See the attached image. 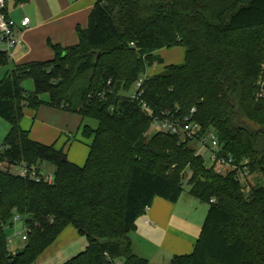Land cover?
I'll return each mask as SVG.
<instances>
[{"label": "trees", "instance_id": "trees-1", "mask_svg": "<svg viewBox=\"0 0 264 264\" xmlns=\"http://www.w3.org/2000/svg\"><path fill=\"white\" fill-rule=\"evenodd\" d=\"M76 31L77 45L49 41L53 59L17 65L0 81V117L11 126L0 149V264H34L69 226L88 246L66 264H148L129 234L156 198L178 202L185 183L209 210L193 253L169 264H264V0H98ZM173 47L185 62L144 76L163 64L155 53ZM43 104L97 122L83 127L93 138L84 166L21 127L24 108ZM192 109L201 136L216 132L236 170L209 167L187 136L149 135L155 119ZM43 163L54 167L52 183L11 172L40 174ZM20 216L27 240L14 253L6 227Z\"/></svg>", "mask_w": 264, "mask_h": 264}, {"label": "rangeland", "instance_id": "rangeland-1", "mask_svg": "<svg viewBox=\"0 0 264 264\" xmlns=\"http://www.w3.org/2000/svg\"><path fill=\"white\" fill-rule=\"evenodd\" d=\"M8 2V9L11 16H19V15H27L32 21L34 17H36V7L35 2L31 4H27L25 6H16L14 0H6ZM76 2H80L78 5L80 7L83 6L87 0H74ZM96 2V1H95ZM88 22V19H87ZM185 49L182 47H173L169 49H162V53L160 56L163 58V64H155L147 68L146 74L144 76H151L153 73H162L164 71V67L169 64L181 65L185 62ZM29 55H21L20 57L13 59H8L5 63H0V81L5 79L7 74L12 71L18 62H23L27 60ZM22 87L25 92L31 93L34 91V82L32 79H26L22 82ZM134 88V87H133ZM41 100L44 103L49 102V95L44 94L41 97ZM79 117L75 114L66 113L63 111H59L49 107L47 104H43L39 111L35 112L28 107L24 108V118L21 122V127L27 131L30 130L31 139L40 142L45 145H52L56 140H58V145L62 146L67 141L69 142L68 147L65 152H68L69 161L73 162L78 166H84L89 152L90 145L93 141V138H89L84 136L83 127L85 125L90 126L91 128L96 127V121H88L78 130L79 126ZM11 129L10 124L3 118L0 117V149H3V144L6 136L8 135ZM158 131L155 125L152 126L149 135H152ZM70 139V140H69ZM71 142V145H70ZM209 144L208 136L206 135L201 142H195L193 145L197 149L198 153L203 156L207 165L212 166L210 162V153L206 149V145ZM0 169H6L5 164H0ZM41 173L50 178H54V167L49 163H43L40 165ZM222 173H225L230 168H219ZM11 172L20 175L22 172V167H12ZM240 180L243 184L247 183L244 181L243 177H240ZM181 205H186L185 199L190 198L193 201H196L197 207L191 204L192 219L194 220L191 223V238L195 239L194 245L196 244L203 224L205 222L209 205L206 203H202L200 200H196L189 193V187L185 183L184 192L181 196ZM27 235L26 227H25V219L23 217H18V219H14L12 222V226L6 227V236L8 240V248L11 252H20L26 246V241L22 239L23 236ZM129 237L132 238L134 245L133 249L136 246H139L136 243V234L130 233ZM86 243L84 237L80 236L78 232L72 227L69 228L64 234H62L58 239L50 246L48 249L37 259L34 264H66L72 258L77 256L79 253L83 252L86 249ZM162 242V241H161ZM157 243L155 246L149 247L146 251L145 259L149 264H167V258L170 260L167 250V244L164 242ZM194 251V246L190 248L189 253L184 254H192ZM144 256V255H143Z\"/></svg>", "mask_w": 264, "mask_h": 264}, {"label": "crops", "instance_id": "crops-1", "mask_svg": "<svg viewBox=\"0 0 264 264\" xmlns=\"http://www.w3.org/2000/svg\"><path fill=\"white\" fill-rule=\"evenodd\" d=\"M95 1L97 2L98 0H87L80 7L78 5L80 2L74 0H32L29 4L35 2L37 13L33 21L27 15L11 16L7 2V13L9 17L17 22L22 21L25 17L30 18L31 21L28 28H23L18 33V37L22 40V43L14 50L13 60L21 55H29L27 60L17 63V65H21L28 62L53 59L54 52L48 45L49 41L55 45L59 44L64 48L77 45L79 38L76 29L77 27L82 29L88 27L87 19L89 20V15L96 3ZM21 6L23 7L25 5ZM160 53H162V50L157 51L155 55L163 60ZM155 74L157 73H153V75ZM78 117L80 121L78 130L88 121H93H82L80 116ZM97 126L98 124L92 129H96ZM53 144H56L58 149L63 148L66 151L69 142L66 141L64 145L60 146L58 145V140H56ZM69 151L70 148L66 152L67 156ZM181 198L176 203L168 202L162 198H156L151 207L146 210L144 216L139 218L137 230L133 232L136 234V243L139 245L133 251L138 257L147 259L145 253L150 245L155 246L161 241V244L164 242L163 246H165V243L167 244L168 257H171L170 260L167 258V264L175 256L188 255L184 253H189L188 251L193 246L195 248V239L191 238V223L194 221L192 219L193 209H191V204L194 206L193 208L197 207L196 201L188 197L185 199L186 205H181ZM196 200L198 199L196 198ZM70 227L72 226L67 227L62 234L69 230ZM129 238L133 247L134 242L131 237ZM81 242L83 243V241ZM83 245L88 246L87 240Z\"/></svg>", "mask_w": 264, "mask_h": 264}, {"label": "built area", "instance_id": "built-area-1", "mask_svg": "<svg viewBox=\"0 0 264 264\" xmlns=\"http://www.w3.org/2000/svg\"><path fill=\"white\" fill-rule=\"evenodd\" d=\"M30 18L25 17L22 21L17 22L7 13V1L0 0V54L6 55L9 59H13L14 50L18 45L22 43V40L18 37V33L23 28H28L30 26ZM144 78H140L136 83L134 91L130 94L132 99H136L140 95V90L142 88ZM149 113L150 110L146 109ZM196 110L192 109L190 114L185 118H176L174 116H166L163 119H155L153 125H155L159 132L170 133L172 135L187 136L193 140L201 142L204 137L201 136V126L194 120V114ZM201 136V137H200ZM209 139V144L206 145V149L210 153V162L212 165H216L218 168H230L231 170H236L237 166L235 160L232 156H223V148L219 142L218 135L216 132L211 131L207 134ZM249 161L244 162L245 168L240 173V177L244 178L246 181L249 173L246 165ZM22 177H30L37 182L44 179L47 183H52L53 179L50 176L44 175L40 172L38 174L34 169H28L26 166L22 167V172L20 173ZM18 219V217L14 218ZM24 241L27 240L26 235L22 237Z\"/></svg>", "mask_w": 264, "mask_h": 264}]
</instances>
